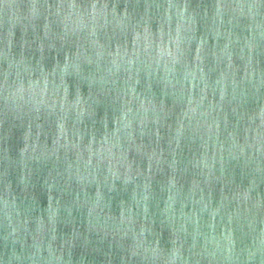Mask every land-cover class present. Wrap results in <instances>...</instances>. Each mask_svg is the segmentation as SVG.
<instances>
[{
	"label": "water",
	"instance_id": "water-1",
	"mask_svg": "<svg viewBox=\"0 0 264 264\" xmlns=\"http://www.w3.org/2000/svg\"><path fill=\"white\" fill-rule=\"evenodd\" d=\"M0 264H264V0H0Z\"/></svg>",
	"mask_w": 264,
	"mask_h": 264
}]
</instances>
